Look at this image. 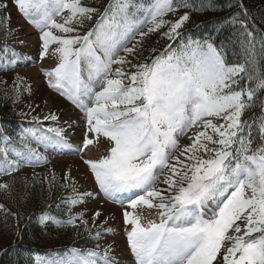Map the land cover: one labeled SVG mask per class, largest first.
Returning <instances> with one entry per match:
<instances>
[{
  "label": "snow or ice",
  "instance_id": "1",
  "mask_svg": "<svg viewBox=\"0 0 264 264\" xmlns=\"http://www.w3.org/2000/svg\"><path fill=\"white\" fill-rule=\"evenodd\" d=\"M14 3L41 29V58L52 44L59 45L55 52L60 62L45 74L52 78L50 87L86 113L82 148L101 136L111 143L107 155L85 163L105 196L127 194L133 211H125L124 217L131 226L127 237L137 264H264V102L258 122L241 119L255 107L258 93H264V71L257 70L252 42H246L248 58L242 64L227 63L208 39L191 38L181 40L177 48L169 44L150 62L133 64L127 56L137 54L139 41L127 45L136 34L141 40L147 35L141 31L145 25H151L149 33L169 25L164 35L169 40L180 36L178 29L188 21L187 14L175 22L158 19L177 11L171 0H153L140 20L130 18L127 9L132 5L127 0L110 3L97 26L83 36L53 31L74 33L76 26L91 20L96 9L81 0ZM65 10L69 15L58 23L56 17ZM121 51L126 55L120 56ZM113 65L120 67L113 70ZM125 65H130L127 71ZM193 128L191 142L175 155L177 136ZM29 138L42 146L65 144L63 129L56 127ZM8 139L4 137L5 142ZM21 141L22 148L11 143L0 147V174L9 175L24 162H47L24 137ZM9 153L16 159H9ZM165 170L166 187L159 188ZM8 187L0 184V189ZM92 195L76 193L60 203L71 212ZM138 205L158 209L157 219L144 222L135 212ZM76 219L87 225L82 214L62 221L49 211L39 215L42 225L74 226ZM98 255L94 250L87 256L77 249L52 250L35 254L34 264H96L87 257ZM104 264H109L106 258Z\"/></svg>",
  "mask_w": 264,
  "mask_h": 264
},
{
  "label": "trees",
  "instance_id": "2",
  "mask_svg": "<svg viewBox=\"0 0 264 264\" xmlns=\"http://www.w3.org/2000/svg\"><path fill=\"white\" fill-rule=\"evenodd\" d=\"M119 0H81L89 8L96 9L91 20L84 25L76 26L77 31L64 34L53 30L56 35H85L97 26L110 3ZM132 5L128 13L131 19L139 20L145 16L146 9L153 0H127ZM187 2L190 6L183 7ZM173 7L189 16L188 21L178 30L180 36L169 40L164 33L169 26L147 33L136 49L135 56L127 59L133 64L150 62L156 55L162 53L169 44L177 48L181 40L208 39L222 51L227 63H245L248 58L245 52L247 41L254 45L255 60L258 71H264V0H173ZM139 6V9H138ZM251 33V37L247 33ZM5 35H12L7 28L4 12L0 9V44ZM137 41V42H138ZM137 42L134 44L136 45ZM78 47V45H77ZM120 65H113V70ZM130 65H125L127 71ZM134 70V69H133ZM259 100L255 107L246 111L241 119L259 121L261 118L264 93H258ZM12 100L0 94V147L4 137L21 141L24 137L23 128L26 122L21 120ZM253 137H256V127L253 125ZM54 174V175H52ZM44 174L43 171L28 177L25 172L14 171L6 175L4 184L7 190L0 189V264H34L35 254H44L52 250L60 252L70 248L91 246V217L85 215L82 209L68 211L65 204L60 203L65 197L72 196V177L65 173ZM60 203V208L55 207ZM52 207L49 208L48 206ZM49 211L58 221L67 220L69 215L76 217L82 214L83 220L76 219L75 225L59 226V223L49 222L42 225L39 215Z\"/></svg>",
  "mask_w": 264,
  "mask_h": 264
},
{
  "label": "rangeland",
  "instance_id": "3",
  "mask_svg": "<svg viewBox=\"0 0 264 264\" xmlns=\"http://www.w3.org/2000/svg\"><path fill=\"white\" fill-rule=\"evenodd\" d=\"M3 5H6V7ZM0 9L4 12L7 28L12 31V38L4 42L5 51L0 53V94L12 100L22 114L32 112L38 118L36 119L37 123L33 125L31 132L28 133V138L33 133L39 135L41 130L56 127L63 129L65 140L63 145L42 146L37 145L33 139L29 138L31 140L30 145L37 148L42 156L47 157V162H41L38 165L21 163L26 168V175L32 176L36 171H43L47 175L65 173L69 176L79 177L76 180V183L80 186L78 193L90 192L93 195L85 196L83 199L87 203L75 205V211L84 209L88 213L87 216L92 215L93 212L95 214L99 212L98 219L105 220L103 223L104 230L97 237V240L102 241L103 247H92L79 251L84 253L85 256H87L89 250L99 253L96 257H87L95 260L96 264H104L105 258L109 261V264H112L111 261L114 264H136L134 262L136 258L127 239V232L131 230V226L121 220L125 211H133L127 203V194H117L116 199L105 196L99 190L94 177H92L94 175L85 163L86 160L100 159L105 156L106 152L103 149H109L111 143L107 138L101 136L88 148H82L87 129L86 113L67 95H63L60 91L50 87L49 80L52 78L45 74L46 71L52 70L60 62L59 53L55 52L59 45H51L48 54L41 58V29L37 28L35 24L30 22L29 18L18 10L14 0H0ZM68 15L69 12L65 10L60 16L56 17L57 22L63 23L64 17ZM183 15H185L183 11L177 10L168 12L158 19L175 22ZM149 27L151 25H145L141 28V31L148 33ZM139 38V34H136L127 46L132 47ZM119 55L125 56L126 54L121 51ZM85 67V65H82V68ZM99 90L98 87L97 91ZM85 103H88V101L85 100ZM51 115H55L57 119H45V117ZM195 131L196 129L193 128L186 135L177 136L179 147L175 155H179L180 149L191 142L188 137L193 135ZM93 136L94 134L87 133L88 138L91 139ZM9 159H16L15 154L9 153ZM166 174L167 170L161 175L157 186L160 187V182H162V186ZM0 184H3L1 175ZM121 200L124 202L122 203ZM135 212L143 217L144 222L158 217V209H150L144 205H138ZM109 229L111 231H108ZM105 249L108 250L107 257L104 256Z\"/></svg>",
  "mask_w": 264,
  "mask_h": 264
},
{
  "label": "bare ground",
  "instance_id": "4",
  "mask_svg": "<svg viewBox=\"0 0 264 264\" xmlns=\"http://www.w3.org/2000/svg\"><path fill=\"white\" fill-rule=\"evenodd\" d=\"M131 257V256H130ZM134 262L137 264V261L136 260H134Z\"/></svg>",
  "mask_w": 264,
  "mask_h": 264
}]
</instances>
